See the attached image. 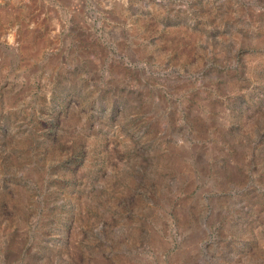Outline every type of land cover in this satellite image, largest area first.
<instances>
[{"label":"rangeland","instance_id":"rangeland-1","mask_svg":"<svg viewBox=\"0 0 264 264\" xmlns=\"http://www.w3.org/2000/svg\"><path fill=\"white\" fill-rule=\"evenodd\" d=\"M0 264H264V0H0Z\"/></svg>","mask_w":264,"mask_h":264}]
</instances>
